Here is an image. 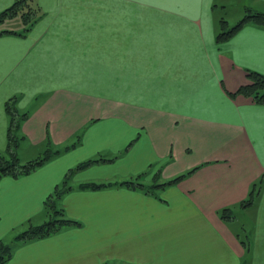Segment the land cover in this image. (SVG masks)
<instances>
[{
  "label": "crops",
  "instance_id": "crops-1",
  "mask_svg": "<svg viewBox=\"0 0 264 264\" xmlns=\"http://www.w3.org/2000/svg\"><path fill=\"white\" fill-rule=\"evenodd\" d=\"M239 1V20L264 13V0ZM14 2L0 0V13ZM33 6L31 26L20 15L0 22V153L11 99L29 115L22 164L40 154L22 159L18 148L45 146L49 131L71 143L27 174L0 177V242L13 245L5 264H264V103L230 95L248 70L264 74V27L249 22L219 42L221 21L233 27L223 0ZM139 175L166 184H120ZM63 180L70 188L57 206L80 225L15 242L46 220ZM225 208L232 217L222 218ZM248 209L244 240L232 224Z\"/></svg>",
  "mask_w": 264,
  "mask_h": 264
},
{
  "label": "trees",
  "instance_id": "trees-1",
  "mask_svg": "<svg viewBox=\"0 0 264 264\" xmlns=\"http://www.w3.org/2000/svg\"><path fill=\"white\" fill-rule=\"evenodd\" d=\"M34 0H15V2L8 8H6L4 11L0 13V22H3L4 19L20 15L22 16L23 20L26 23H29L30 26L33 24L36 18L37 9L32 8ZM25 6H27L26 10H24ZM36 9V10H35ZM222 27L217 34V40L219 42L227 40L233 33H235L238 29H240L243 25L253 22L259 26L264 27V13L257 12V11H248L246 15L232 28L227 29V22L225 20H222ZM247 77L249 79L248 83L241 85L235 92L230 93L231 96L236 95H244L246 97H250L253 100H255L258 103H264V74L254 71V70H248ZM17 100L11 99L8 100L6 103V109L7 113L10 117V125L8 130V150L5 154L0 153V177L4 175H19V174H27L39 165H42L49 157L45 156L43 158H37L31 161H28L26 163H21L17 154H16V148L19 146V141L21 140V136H19V131L22 122L28 118L27 112H21L19 108L17 107ZM48 143V142H47ZM55 153V152H54ZM98 161V160H93ZM93 161H89L86 164L87 165ZM80 168V167H79ZM184 175L178 176L171 182H176L180 180ZM141 175L137 176L135 180H126L124 182H121V185H125L128 187H139V188H145L147 191H149L150 187H159L163 186L166 183L163 184H154L153 186H146L144 183L140 181ZM67 180H63L61 185H59L55 192L46 200L45 202V208H46V214L47 218L46 220L41 224H31L30 227L20 233L16 238L15 242H23L28 241L32 239L37 238H43L48 235H51L53 233H56L63 229L66 226H75L80 225V222L77 220H73L68 218L64 214V210L57 206V202L64 192L69 190V186H65V183ZM170 183V182H169ZM262 182L258 183V186H253L249 196L247 199H245L241 205H249L251 204L259 195L260 188H261ZM106 186V184H89L84 185L83 187H93V188H99ZM222 218H230L232 217V211L230 208H225L222 212ZM13 245L5 244L4 242H0V264H5L12 253Z\"/></svg>",
  "mask_w": 264,
  "mask_h": 264
},
{
  "label": "rangeland",
  "instance_id": "rangeland-1",
  "mask_svg": "<svg viewBox=\"0 0 264 264\" xmlns=\"http://www.w3.org/2000/svg\"><path fill=\"white\" fill-rule=\"evenodd\" d=\"M223 1L226 4L229 5V8H227V10L225 11V14H227V19L230 20V22H231L230 25L232 27V26H234L237 23V21H240L239 19L242 17V16H240V14L242 12L239 11V9H241L240 6H239L241 3H240L239 0H223ZM24 8H25L24 10H26L27 6H25ZM32 8L34 9L35 7L32 5ZM218 14H220V11L218 12ZM17 22H20V20L19 19H14L11 23L8 22L6 27H10L11 24L12 25H16ZM37 100L40 103L43 99H41V98L38 99L37 98V99L34 100V102H36ZM32 109L33 108H31V109L28 108L29 111L32 110ZM49 132H50V134L48 135L49 137L47 138V142L48 143L46 142L47 144L45 146L41 145V146H39L37 148L31 147V146H26V145H25V147L21 146V148H18L19 157L22 158V159H27V158L30 157V159H31V158H34V157H38L39 154H40L39 158H43L45 156L49 157V156H51L54 153V150L62 149L66 145L71 143L68 140H66L63 143H58V141L54 140L55 136H52V134H51V133H54V132H51V131H49ZM64 132H67V131H64V130L59 131V130H57L56 131V137L58 138ZM68 184H69V181L67 180V182L65 183V186H68ZM245 214H247V216H250V217L253 218L254 209H248L247 211H243V210L239 211V215L237 217L236 223L232 224V226H233L232 228H234L238 233H240L241 237L244 240H246V235L247 234L251 235V233L253 232V225L250 223L249 219L245 218V216H246ZM11 240H12V237H10L4 243L11 245L10 244Z\"/></svg>",
  "mask_w": 264,
  "mask_h": 264
}]
</instances>
